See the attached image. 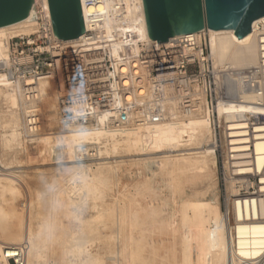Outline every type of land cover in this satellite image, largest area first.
<instances>
[{
  "label": "built area",
  "instance_id": "1",
  "mask_svg": "<svg viewBox=\"0 0 264 264\" xmlns=\"http://www.w3.org/2000/svg\"><path fill=\"white\" fill-rule=\"evenodd\" d=\"M32 1L30 18L36 24L35 31L6 41L8 57L0 62V73L23 84V97L28 103L37 101V91L34 85H24L49 74L60 75L64 91L59 96L57 114L68 129H122L167 122L171 119L170 107L185 116L205 115L214 158L226 187L223 216L230 228L228 238H235L229 251L230 264H262L264 255L250 260L238 254L232 209L244 199L257 200L262 208L264 194L259 189L264 165L254 170L257 155L254 145L249 144L245 164L250 172L232 175L229 126L233 122L243 124L247 137L254 141V132L264 124V116L253 110H234L231 121L226 114L218 113V107L264 108V20L251 26L258 44L257 64L238 69L213 62L205 30L175 36L161 45L150 39L131 41L128 26L142 24L144 19L140 0H79L84 33L67 45L54 38L47 0ZM228 81L239 88L236 97L227 93ZM245 94L257 101L242 99ZM27 119L29 123L38 116L32 114ZM25 254L26 244L4 245L0 264H25Z\"/></svg>",
  "mask_w": 264,
  "mask_h": 264
},
{
  "label": "bare ground",
  "instance_id": "2",
  "mask_svg": "<svg viewBox=\"0 0 264 264\" xmlns=\"http://www.w3.org/2000/svg\"><path fill=\"white\" fill-rule=\"evenodd\" d=\"M140 1L141 4H143V1L142 0ZM30 17H31V13L26 19L22 21L4 27H0V62L6 61L8 57V49L6 46V41L10 37L16 35H22V34H30L35 30L36 24L33 22V20ZM259 20L260 21L264 20V17L254 21L252 25L255 26L257 21ZM127 32L130 35L129 39L133 42L134 41L137 42L145 39L149 40L147 34L146 21H145V14H144L143 23L139 25L131 24L130 26H128ZM71 42L72 41H67V42H63V44L67 45V44H71ZM208 43H209L210 53L213 62L218 66L227 64L233 68L246 69L256 65L258 62V44L252 32H250L249 34L238 40L232 30H223L217 32L211 31L210 34L208 31ZM0 74L4 75L3 73ZM8 80L10 81L9 78ZM8 80L6 79V81H4L5 87H6L5 84L8 83L7 82ZM10 82L12 84L16 83L12 81ZM0 83H2V80H0ZM17 84L18 83H16V85ZM31 85H34L35 90L37 91V101L40 100V102L39 104L36 101H31L27 103V101L25 100L24 102V105L26 106L25 113L27 115V118L32 117V114L38 116V119L30 120L29 123L32 124L28 123L29 120L26 121L28 126L29 125L32 126L31 128L30 127L27 128L26 126L25 131L28 133L29 137L33 135L35 136L37 135L36 138L31 139L29 142L26 141V143H23V145L25 144L23 148H24V153L26 155V157L24 158L27 159L26 164H32V163L36 164L39 161H42L43 163L45 161H48L49 163V161H52L54 157L57 158L56 156L57 152H58V157L60 156L61 152L60 151L55 152V148L53 146L50 147V145H48L47 139L44 138L42 135L43 132L46 131L52 132L56 130L57 128H55V126L59 128L58 131H60L61 133H70L72 131L74 132L76 130L79 131V129L82 130L87 128L93 129L95 131L98 130L105 131L97 139L96 145L99 146L96 147L97 155H101L102 152L106 155L107 154L117 155L119 152H128L134 154L138 151V149L142 147L146 148L148 151H152L155 149L166 150V148L169 147H186L190 145H199L201 144V142H205V140L209 138V134L212 135L208 127V118L205 115H203L202 113H196L185 116L175 112L173 107H170L169 109L171 119L170 121L167 122L152 123L147 126L130 125L122 129H111V128L107 129L101 126H85V127L77 126L68 129L64 127L57 114V109L59 108L58 107L59 96H62L63 94L62 92L64 91V89L62 88V84L60 83V75L49 74L46 77H40L36 79L35 82L28 83L24 86L29 87ZM8 88L10 89V86ZM16 88L19 91L18 94H20L21 91H23L21 86H16ZM226 88L229 96L236 97L238 95L239 88L233 82L228 81ZM5 89H7V87ZM14 91L16 90L14 89ZM5 94L7 95L8 93ZM15 96L16 95L12 93L7 95V98L9 99V101H7V104L9 105L8 106L9 109L11 108L10 110L17 108V97ZM242 99L250 103H255L257 101V99L254 96L248 94L242 95ZM250 108L251 107H247V106L235 107L228 104L227 106H219L218 113L226 114L227 115L226 118L231 121H232V112L234 110H240V111L253 110V112L256 113L258 112L260 115L264 116V108H256V107H253L251 109ZM12 115L14 117L13 113ZM14 121H16V118ZM204 121L206 124L204 123ZM231 121L229 122L231 123ZM233 123L234 124H230L229 126L231 130L230 137L232 138V142H231L232 150L230 152L232 175H243L250 172L249 166L245 164L246 161L249 159V144L254 145V151L257 155L255 160L254 170L256 171L261 170V168L264 165V155H263L264 124L260 128H256L254 132L256 138L254 139V141H252L249 140V138L247 137L245 130L246 128L243 124L235 123V122ZM12 134L15 135V138L13 139V141L12 139L9 140L10 142H15L17 144L18 141H20L18 140L20 133H19V128H17L16 125L13 127L12 133L10 135ZM212 142L210 145L211 147H212ZM5 147H9L8 141ZM102 149L103 151H101ZM21 153H23V151H21ZM210 153H213V147L212 150L205 149L203 151V154L199 155V157H202V160L200 159V161L198 162L199 164H193L192 158L190 156L183 158L181 157L163 158V159L161 158L160 160H158L157 162L158 163L157 165L159 166L158 168L161 170L162 174L165 173L166 176L169 178L167 180V183H169V186L172 187L171 190L172 192H175V195L178 192L179 188H182L180 187V183H184V181L186 182L192 181L197 178L199 179L203 174H205V170H207L206 162L208 161L207 158L210 155ZM3 165L6 166L7 164L3 163ZM121 168L122 167H120V169ZM97 169L99 175L94 178V179L97 178L96 180H99L104 176L103 175L104 170H106L109 174H115V175L117 171L116 167H109L107 164L106 165L104 164L102 166L99 165V168ZM81 175L82 176L80 177V180L82 182L83 187L82 190H80V193H82V196L87 197L89 195L98 193V189L96 187L98 183L95 185L93 180L91 181L87 180L88 176H86L84 173L83 174L81 173ZM260 176H261L260 184L262 186L259 189V191L264 194V169L263 171H261ZM8 177L9 178H0V249L4 245H19L21 243V241L23 240V237L21 236V228L24 226V223L26 222L27 235L24 239L25 243L27 244L26 254H25V264H35L38 263V260L41 257L40 253L42 251L40 250L42 246L43 247L48 246V242L52 244L53 243L52 240L59 235V228H58L59 225L56 223V220L59 219V216L63 215L68 217L69 219L71 218L74 219L75 216L73 215V213L71 214L69 212L70 210H68L70 208V207L68 208V206L70 205L69 202L64 201L63 195L58 193L59 195L57 196L58 197L57 200L59 199L60 202H56L57 204L54 205L52 204L48 205L47 210L45 212L46 223L43 225L40 218L41 212H39L40 205H39V200L37 199L38 196H36L37 194H35L30 189L28 183L27 184L24 183L26 186L25 189L26 191H28L27 198L26 200H24L22 193L18 188L20 184L19 186H17L16 184L17 182H15L16 176L12 177L8 175ZM101 181L102 179L100 180V182ZM104 181H108V180L104 179ZM105 184L106 183H104V185ZM105 186L108 187V185ZM181 194H183V192ZM185 195L183 194L182 197L175 198V201L177 200L180 202L179 211H180L181 220L179 219L180 226L178 228H172V232H171L172 239L178 237L180 240V244L182 248L181 264H230L229 251L230 248L232 247L231 244L233 243V239L235 238L229 240L228 232L230 228L227 226L225 216H223L220 213V209L218 205L215 202H210V201L206 204L201 203L203 201L201 202L197 201L199 197L197 195L196 196L192 195L193 199L196 201L188 202L185 199ZM155 202L156 201L153 198H149L147 200L142 199L141 201L137 202L134 211L130 209L131 211L129 213L132 212L131 214L127 213L126 211L125 212L124 211L121 212L118 210L116 211V214L118 216V221L120 222V218H121L122 225L129 224L130 228L136 227L135 222H138V225H142V227L145 230V231L143 230V232L148 233L147 238L144 239L143 242L144 245L145 244L150 245L156 243L158 237L163 236L168 232L163 227L159 228L158 230L155 229L154 216H153ZM263 202L264 201H262V203ZM17 203L19 204L17 205ZM58 203H61V209H62L61 212H58L57 210L60 209V204ZM97 209L96 211H98ZM100 211L101 212H99L97 216L93 218V221L86 223L87 224L86 230L89 231L88 233H91V231L95 229L97 231L99 225H100L99 228H102L101 227L102 223H104V226H106L107 224L105 223L106 221H109L112 226L113 224H117L118 221L114 220L115 218L113 217V214L110 213L105 214L106 211L104 212L102 209ZM133 212H135V214H133ZM232 213H233L232 217L234 221L233 230L236 237L238 254L250 260H255L257 258H260L262 255H264V205L261 208L259 207L257 200L253 202V200L250 201V199L249 200L244 199V201H240L237 202L236 204H233ZM133 216L135 221L132 220ZM35 218L38 219V229L36 233V238L35 240H33L32 238L33 233L31 231V222ZM43 227H45L44 230L46 231L42 236ZM111 228L113 229V227H110L109 230H111ZM65 233L67 234L66 235L67 237L66 238L63 237V234L61 235V237L63 238V244L66 245L67 243L70 242L69 240L71 239H69V237L74 232L69 231V228H66ZM77 236H75V238H77ZM99 236L102 235L100 234ZM90 237L92 238V236ZM79 238L80 237H78V240ZM82 238L83 237H81L80 239ZM85 238L86 237L84 235V239ZM91 238L87 237V240L90 239L88 240V242L92 240ZM84 239L81 242H83ZM87 240L85 239V241ZM131 242L133 243V241ZM72 251H73L72 249L69 248L64 249L62 247L61 250L59 251L60 261L67 263V261H69L70 259L72 260L75 259L77 256H79L75 254L76 253L75 251L73 252ZM131 254L133 255V252ZM175 259H176L175 256H173L172 263L175 262ZM131 262L133 264L132 259ZM262 264H264V259L262 261Z\"/></svg>",
  "mask_w": 264,
  "mask_h": 264
},
{
  "label": "rangeland",
  "instance_id": "3",
  "mask_svg": "<svg viewBox=\"0 0 264 264\" xmlns=\"http://www.w3.org/2000/svg\"><path fill=\"white\" fill-rule=\"evenodd\" d=\"M174 22L175 19L173 23ZM181 29L182 28L178 26L177 32H180ZM203 30L207 33L209 31V34L211 31H214L208 29L206 26H204ZM34 31L30 34L34 33ZM6 79L8 80L5 75L0 74V80H2V83H0V166H2L0 167V178H9L8 175L12 177L16 176L15 182H17V186L20 184L18 188L20 189L24 200H26L28 195V191H26L24 183H28L30 189L37 194L36 196H38L37 199L39 200L40 205L39 212H41L40 218L43 225L46 223L45 212L48 205H54L57 204L56 202H60L59 199L57 200V196L59 194L63 195L64 201L69 202L70 205L68 208H70L68 210H70L69 212L71 214L73 213L75 216L74 219H69L63 215H61L62 217L59 216V219L56 220V223L60 226H58L59 235L52 240V244L48 242V246H42L40 250L42 251L40 253L41 257L39 258L38 263L35 264H61L63 261H60L59 251L62 247L64 249H72L76 252H74L75 254L79 255L75 259H70V262H63L62 264H132L131 259L133 260V264H181L182 248L180 240L178 237L172 239L171 233L172 228H178L180 226L181 220L179 211L180 202L177 200L175 201V198H180L183 194H186L185 199L188 202H194L196 200L193 199V196L197 195L199 196L197 201H203L201 203L206 204L209 201L215 202L220 209V213L223 215L224 194L226 187L224 182L221 181L222 179L219 164L216 159L214 160L213 153H210L207 158V170H205V174H203L199 179L197 178L192 181H184V183H180V187L182 188H179L176 195L175 192H172V187H170L169 183H167L169 178L165 173V175L162 174L161 170L158 168L159 166L157 165L158 160L161 158H183L187 156L192 158L193 164H199L198 162L200 159L202 160V157H199V155L203 154L205 149L212 150V147L210 146L212 142V135L209 134V138L205 140V142H201L199 145L169 147L166 148V150L155 149L152 151H148L146 148L142 147L134 154L119 152L117 155H106L102 152L101 155H97L96 147L99 146L96 145V142L105 131H95L87 128L82 130L79 129V131H72L70 133H61L58 131L59 128L55 126V128H57L56 130L52 132H43L42 135L47 139L48 145L55 148V152H61L59 156L61 158L58 157L57 152V158L54 157V159L49 161V163L48 161H45L44 163L39 161L36 164H26L27 159L24 158L26 155L23 148L25 144L23 145V143H26V141L29 142L31 139L36 138L37 135H30L31 137H29L28 133L25 131L26 121L28 120L25 113V99L23 97V92L21 91V93L18 94L19 91L16 88V86H21V88H23L22 83L19 82L20 85H16V83L12 84L8 80V83L5 84L7 89H5L6 87L4 86V81H6ZM9 86L10 89L8 88ZM14 89L17 92L14 91ZM5 93H12L16 95V109H9V105L7 104V101H9L7 98L8 94L6 95ZM36 102L39 104L40 100ZM12 113L14 114V117ZM15 118L16 121H14ZM15 125L19 128L20 133L18 137V140L20 141H18L17 144L15 142H10L11 139L13 141L15 138L14 134L10 135ZM7 141L9 143V147H5L7 145ZM21 151H23V153H21ZM101 151H103V149ZM3 163L7 165L4 166ZM104 164H107L109 167H116V175L109 174L106 170H104V176L102 178L99 180H96L97 178L94 179L99 175L97 168H99V165L102 166ZM120 167L122 168L120 169ZM81 173L88 176V181L93 180L95 185L98 183L96 185L98 193L87 197L82 196V193H80V190H82L83 187L80 180V177L82 176ZM101 179L102 181L100 182ZM104 179L108 181H104ZM104 183H106L105 185H108V187L105 186ZM182 192L183 194H181ZM149 198H153L156 201L154 203L153 215L155 229L158 230L163 227L168 232L163 236H157L158 240L156 243L144 245L143 242L144 239L147 238L148 233L143 232L144 228L142 225H138V222H135L136 227L134 228H130L129 224L122 225L121 218L120 222L118 221L116 211H126L129 213L131 210H135L137 202L142 199L147 200ZM18 204L19 203H17V205ZM58 204H60V209L57 210L58 212H61V203ZM96 209L98 211H96ZM101 209L104 212L106 211L105 214H113V217L115 218L114 220L118 221L117 224H113L112 226L109 221H106V226L102 223V228H99V225V229L97 228V231H99L102 236H99L100 234L96 231V229L91 231V233H88L89 231L86 230V223L93 221V218L101 212ZM133 214H135V212H133ZM132 220L135 221L134 216L132 217ZM110 227H113V229L111 228V230H109ZM66 228H69V231L74 232L69 237V239H71L69 240L70 245L69 243L66 245L63 244V238L61 237L62 234L63 237H67V234L65 233ZM37 229L38 219L35 218L31 222L33 240L36 238ZM44 229L45 227L42 229V236L46 231ZM26 235L27 223L25 222L24 226L21 228V236L23 237V240L20 244H26L24 240ZM84 235L86 240L87 237L91 238L90 236H92V240L89 242L88 240L90 239L85 241ZM75 236H77V238H75ZM78 237L83 238H79L78 240ZM83 239L84 241L81 242ZM131 241H133V243ZM130 252H133V255ZM173 256L176 258L174 263H172Z\"/></svg>",
  "mask_w": 264,
  "mask_h": 264
},
{
  "label": "water",
  "instance_id": "4",
  "mask_svg": "<svg viewBox=\"0 0 264 264\" xmlns=\"http://www.w3.org/2000/svg\"><path fill=\"white\" fill-rule=\"evenodd\" d=\"M142 1L148 38L159 45L175 36L199 32L204 26L232 30L239 40L251 32L254 21L264 17V0ZM47 2L54 38L67 42L84 33L79 0ZM32 4V0H0V27L26 19Z\"/></svg>",
  "mask_w": 264,
  "mask_h": 264
}]
</instances>
